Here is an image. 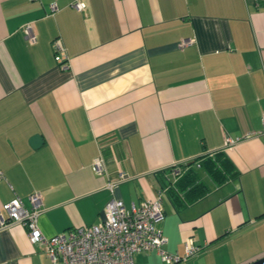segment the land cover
I'll return each instance as SVG.
<instances>
[{"label":"crops","instance_id":"obj_1","mask_svg":"<svg viewBox=\"0 0 264 264\" xmlns=\"http://www.w3.org/2000/svg\"><path fill=\"white\" fill-rule=\"evenodd\" d=\"M71 1L0 0L2 214L38 190L37 223L51 235L98 220L110 196L128 206L159 190L163 246H200L169 264L264 253V0ZM219 150L231 165L216 181L198 163ZM196 182L205 189L190 198ZM0 264L64 263L12 221L0 227ZM131 264L167 263L148 249Z\"/></svg>","mask_w":264,"mask_h":264},{"label":"built area","instance_id":"obj_2","mask_svg":"<svg viewBox=\"0 0 264 264\" xmlns=\"http://www.w3.org/2000/svg\"><path fill=\"white\" fill-rule=\"evenodd\" d=\"M70 3L78 9L84 5L82 0H72ZM53 6L51 2L50 7ZM21 30L29 41L35 39V33L28 21L21 25ZM191 40V37H185L180 39L179 44L183 45ZM53 44L54 58L61 65H65V53L57 38L53 40ZM256 132L263 135L264 146V113L261 116L260 128ZM91 166L95 172H101V156L96 155ZM171 170L177 173L179 166L172 164ZM124 176L125 172L119 171L117 178ZM115 181L106 179L104 185L112 189ZM27 197L29 206L24 205L17 196L2 203L4 215L0 209V227L12 221L21 223L28 240L40 243L51 261L60 260L64 264H131L134 252L155 249L160 258L169 264L185 259L200 247L191 240L184 243L181 252L169 251L163 246L166 236L158 225L163 216L159 190L152 196L143 197L136 202L131 201L128 206L124 205L119 197L110 196L105 201L98 220L78 224L51 235L44 234L37 223V215L41 209V193L32 190Z\"/></svg>","mask_w":264,"mask_h":264},{"label":"trees","instance_id":"obj_3","mask_svg":"<svg viewBox=\"0 0 264 264\" xmlns=\"http://www.w3.org/2000/svg\"><path fill=\"white\" fill-rule=\"evenodd\" d=\"M203 165V167L216 179V181L222 180L228 173V165L230 164L229 159L226 156H221V151H216L212 155L202 154L200 156L199 163ZM181 177L176 180V182L180 183ZM191 190L194 191L190 195V198L195 197L196 195L202 193L205 189V186L199 182L189 185Z\"/></svg>","mask_w":264,"mask_h":264},{"label":"water","instance_id":"obj_4","mask_svg":"<svg viewBox=\"0 0 264 264\" xmlns=\"http://www.w3.org/2000/svg\"><path fill=\"white\" fill-rule=\"evenodd\" d=\"M38 143L37 141H34V144ZM242 264H264V253H262L261 255L254 257L253 259H250Z\"/></svg>","mask_w":264,"mask_h":264}]
</instances>
